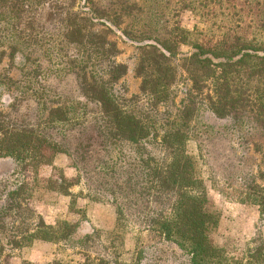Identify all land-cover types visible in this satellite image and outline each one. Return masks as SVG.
Segmentation results:
<instances>
[{"label": "trees", "instance_id": "16d2710c", "mask_svg": "<svg viewBox=\"0 0 264 264\" xmlns=\"http://www.w3.org/2000/svg\"><path fill=\"white\" fill-rule=\"evenodd\" d=\"M76 1L0 0V94L24 87L10 71L21 55L19 41L27 43L33 37L36 15V47L43 40L53 48L57 76L73 77L71 93L96 108L95 118L79 124L72 118L73 110L59 102L51 104L42 94L36 93L35 100L33 90L26 87L30 93L26 99L43 108L49 129L59 128L63 136L68 132L75 141V135L86 136L85 140L76 141L74 147L63 146L43 131L36 133L35 124L18 122L0 110V160L29 167L34 174L49 167L46 190L70 197L71 207L76 202L70 189L86 175L92 157L101 179L99 192L115 204L118 228L124 207L119 198L132 201L133 195L144 193L147 227L185 256L186 264H264L260 236L248 242L238 257L210 242L219 213L208 210L206 187L187 152L193 116L203 106L215 118L228 121L232 133L245 132L253 141V152L262 157L256 171L246 174V195L260 217L264 216V0H78L82 3L79 11ZM185 11L202 28L182 26ZM43 12L47 13L45 22L38 20ZM49 22L52 28L46 37L44 26ZM8 25L11 28L4 29ZM114 31L138 52L136 95L128 96L122 86L128 68L117 60L120 51L109 38ZM182 46L190 52L182 53ZM174 61L179 62L189 87L179 106L168 110L178 74ZM5 62L9 69L3 67ZM23 65L22 71H31L32 65ZM64 95L69 97V93ZM119 143L141 151L137 167L127 165L132 171L137 168L140 185L144 183L137 190L128 186L129 177L118 184L115 164L99 158L102 147L107 152ZM58 154L72 160L78 172L75 182L54 164ZM121 183L123 191L118 189ZM20 190L10 191L6 204L0 205V223L10 211L21 209L11 203L23 194ZM75 227L66 221L47 225L39 217L34 232L14 241L13 248L26 247L34 240L67 239Z\"/></svg>", "mask_w": 264, "mask_h": 264}, {"label": "rangeland", "instance_id": "374dc122", "mask_svg": "<svg viewBox=\"0 0 264 264\" xmlns=\"http://www.w3.org/2000/svg\"><path fill=\"white\" fill-rule=\"evenodd\" d=\"M81 5L77 0V11ZM46 17L47 13L43 12L38 20L45 22ZM181 20L182 26L187 29L195 26L202 28L189 11L182 14ZM32 21L34 38L25 40L27 43L19 41L23 45L21 55L15 61V68L10 71L13 78L23 82L24 87L13 91L1 90L0 110L18 122L35 124L36 133L43 131L61 145L74 147L76 141L84 142L86 136L75 135V141L68 132L63 136L59 128L49 129L43 121L46 113L41 106H36V101L28 99L30 93H26V87L33 90L35 100L36 93L42 94L51 104L59 102L73 110L75 115L72 118H76L74 122L79 124L95 118L96 108L93 104H87L77 93H71L75 90L73 77L63 79L57 76L58 67L55 64L58 58L53 48L48 43L43 44V40L42 46L36 47V15ZM20 26L24 28L23 23ZM10 28L8 25L4 29ZM44 28L47 37L52 24L45 23ZM25 32L28 33L27 30ZM109 38L120 51L118 62L128 68L121 81L122 86L128 96L136 95L140 87V79L134 73L138 52L117 31ZM180 51L190 52V48L182 46ZM26 62L32 65L31 71L30 68L27 71L20 69ZM173 63L178 74L171 88L173 101L168 110L179 106L189 87L179 62ZM36 64L39 66L37 70ZM3 67L8 68V63L5 62ZM65 93H69V97H65ZM26 97L28 101H25ZM191 126L192 139L187 143V152L194 158L196 174L206 187L208 210L219 213L218 226L210 235V242L238 257L246 244L257 236L264 243V216L260 217L258 208L251 205L245 188L246 174L256 171L262 157L253 152V141L245 132L241 135L232 133L228 121L215 118L204 106L193 116ZM145 146L149 151L150 146ZM139 153L141 151L136 152L126 144L119 143L107 152L102 147L99 158L115 164L118 184L129 177L128 186L137 190L144 183L140 185L142 179L137 168L132 171L127 165L133 163L137 167ZM53 159L54 164L62 168L65 178L75 182L78 172L72 167V160L65 154H58ZM93 160L91 157L88 161L86 175L83 174L80 182L70 189L75 194L73 203L76 202L71 207L70 197L46 190V182L51 174L49 167H42L34 174L29 167L0 160V205L6 204L10 191L21 188L23 193L11 201L18 203L21 209L10 211L0 223V264H186L185 256L147 227L148 202L144 193L139 194L141 197L133 195L132 201L118 196L124 207L121 225L119 228L116 226L115 204L105 193L99 192L101 179L95 174L94 166L97 163H93ZM122 185H118L121 191ZM39 217L47 225L55 226L58 222L66 221L76 227L67 239L54 242L34 240L26 247L14 249V241L34 232Z\"/></svg>", "mask_w": 264, "mask_h": 264}]
</instances>
